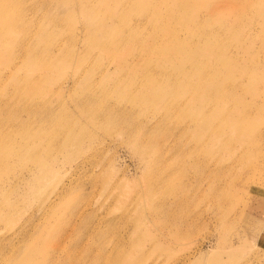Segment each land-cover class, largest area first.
<instances>
[{
	"label": "rangeland",
	"instance_id": "rangeland-1",
	"mask_svg": "<svg viewBox=\"0 0 264 264\" xmlns=\"http://www.w3.org/2000/svg\"><path fill=\"white\" fill-rule=\"evenodd\" d=\"M0 264H264V0H0Z\"/></svg>",
	"mask_w": 264,
	"mask_h": 264
}]
</instances>
